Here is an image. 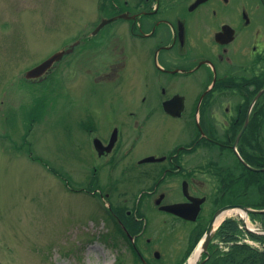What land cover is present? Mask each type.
Segmentation results:
<instances>
[{
	"label": "flooded vegetation",
	"instance_id": "obj_1",
	"mask_svg": "<svg viewBox=\"0 0 264 264\" xmlns=\"http://www.w3.org/2000/svg\"><path fill=\"white\" fill-rule=\"evenodd\" d=\"M262 19L264 0H96L89 32L57 50L72 51L41 78H24L42 82L68 56L79 64L76 57L87 52L95 80L110 89L105 100H114L104 119L93 115L65 132L86 141L78 149L88 175L109 177L103 184L125 175L143 186V201L179 229L175 252L183 257L219 209L259 208L248 206L253 192L232 187L235 178L264 174V149L254 137L264 120ZM129 44L139 50L136 69L125 61ZM99 49L104 60L96 61ZM235 194L237 200L229 199ZM164 206L182 207L190 217ZM247 216L257 222L255 212Z\"/></svg>",
	"mask_w": 264,
	"mask_h": 264
},
{
	"label": "rangeland",
	"instance_id": "obj_2",
	"mask_svg": "<svg viewBox=\"0 0 264 264\" xmlns=\"http://www.w3.org/2000/svg\"><path fill=\"white\" fill-rule=\"evenodd\" d=\"M95 18L96 0H0V264H189L206 234L202 230L181 256L175 252L179 229L143 201V186L133 177H110L103 189L109 177L100 182L85 171L78 146L86 148V141L71 138L65 128L88 124L93 115L97 122L104 119L114 100V95L105 100L110 89L95 80L87 52L78 54L79 64L68 56L42 82L24 79L39 62L89 32ZM130 46L125 61L136 69L133 54L139 50ZM97 52L95 60H104L103 49ZM254 137L256 148L264 149V120ZM235 180L233 191L253 192L248 206L264 210V174ZM258 218L255 223L235 214L223 222L237 219L244 226L248 220L250 230L264 232ZM212 242L196 264L210 258Z\"/></svg>",
	"mask_w": 264,
	"mask_h": 264
},
{
	"label": "trees",
	"instance_id": "obj_3",
	"mask_svg": "<svg viewBox=\"0 0 264 264\" xmlns=\"http://www.w3.org/2000/svg\"><path fill=\"white\" fill-rule=\"evenodd\" d=\"M256 215L264 225V213ZM239 224L236 219L222 223L210 245V258L204 264H264V247L246 242L252 239L264 244V235L242 231Z\"/></svg>",
	"mask_w": 264,
	"mask_h": 264
},
{
	"label": "water",
	"instance_id": "obj_4",
	"mask_svg": "<svg viewBox=\"0 0 264 264\" xmlns=\"http://www.w3.org/2000/svg\"><path fill=\"white\" fill-rule=\"evenodd\" d=\"M105 23L103 22L101 24V26H103ZM71 48L70 49H62L57 51L56 53H54L52 56H50L48 59H46L44 62H42L41 64H39L38 66L32 68L31 70H29L26 75L25 78L26 79H38L41 78L42 76H44L45 74L48 73V71L54 66L55 63H57L58 61H60L64 55L69 54L71 52ZM231 208H239L243 211H245L246 213H251V212H264V210H252L250 208H247L245 206H228L225 208H222L221 210H227V209H231ZM163 210H167V211H172L175 212L179 215H182L184 217H190L189 215H187L185 213V210L182 207H178V206H164L162 207ZM217 215L214 216L213 221L210 223V226L208 227L206 234L204 235V237L202 238V242L199 244L201 247V251L203 252L204 250H207V247L210 243V240L213 238L214 235V221L216 219Z\"/></svg>",
	"mask_w": 264,
	"mask_h": 264
},
{
	"label": "bare ground",
	"instance_id": "obj_5",
	"mask_svg": "<svg viewBox=\"0 0 264 264\" xmlns=\"http://www.w3.org/2000/svg\"><path fill=\"white\" fill-rule=\"evenodd\" d=\"M235 214H239L240 216H243L244 215V212L241 211L238 208L227 209V210H221V209H219V211L216 212L217 217H216V219L214 221V226H213L214 230H216L220 226V224L223 222V220L226 217H230V216L235 215ZM239 227H240V229H243L242 223L239 224ZM200 255H201V247L199 245V247L197 248L194 256L189 260V264H196V262L200 258Z\"/></svg>",
	"mask_w": 264,
	"mask_h": 264
}]
</instances>
